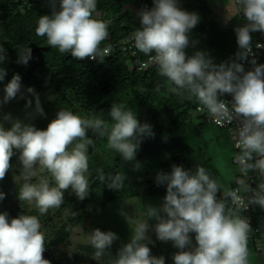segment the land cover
Returning <instances> with one entry per match:
<instances>
[{"label":"clouds","instance_id":"clouds-1","mask_svg":"<svg viewBox=\"0 0 264 264\" xmlns=\"http://www.w3.org/2000/svg\"><path fill=\"white\" fill-rule=\"evenodd\" d=\"M237 2L246 23L235 30L240 51L231 62L215 64L203 51L187 55L185 50L190 43L194 44L189 34L200 18L196 13L182 10L178 0H153L151 9H141L137 13L140 27L132 34V40L135 48L145 55L155 53L151 59L158 66L159 74L173 85L172 93L195 98L217 123L239 121L237 160L245 172H257L264 178V65L256 64L253 59V70L246 72L243 63L237 62L252 54L251 34L264 33V0ZM96 7V0H59L57 9L52 0L51 14L39 17L36 35L46 37L47 44L58 48L61 54L70 53L76 60H96L98 55L107 53V49L101 50L99 46L109 36L107 24L93 18ZM255 47L261 45L257 43ZM31 53V48L26 49L19 55L18 63L26 65ZM6 60V50L0 46V65ZM6 75V70L0 67V81ZM27 92L36 97L35 112L43 116L38 95L32 88ZM225 94L233 98L230 106L221 99ZM18 95L23 98L21 77L16 74L4 87L0 105ZM25 106L31 107L32 101ZM108 115L113 121L110 130L102 119H84L66 110L58 111L46 130L13 119L11 114L3 116L0 119V180L5 178L11 158L18 151L26 179L35 175L39 164L55 182V186H50L42 178L37 184L24 183L18 194L20 201L35 202L41 215L59 208L69 188L83 201L89 195L85 177L89 168L87 152L93 144L87 136L89 130L100 136L107 135L108 148L126 162L135 160L143 136L154 135L149 124H141L137 115L124 110L123 105H112ZM6 123L10 125L7 128ZM134 167L138 170L139 163ZM123 179L118 176L107 187L116 190L123 185ZM155 184L166 186L162 204L146 206L147 221H133L135 231L119 249L113 264H165L163 256L151 254L150 229L154 230L157 240L171 241L179 250L172 257L174 264H246L250 225L245 219L226 214L222 196L217 194L219 185L206 168L196 165L186 170L183 165L173 164L170 172H157ZM4 198L0 192V201ZM249 203L264 209V182L251 190ZM148 221L155 224L150 225ZM40 228L37 216L20 215L9 222L7 212L0 214V264H50L45 257V236ZM118 238L114 232L95 229L90 235L95 256L101 257Z\"/></svg>","mask_w":264,"mask_h":264},{"label":"trees","instance_id":"trees-1","mask_svg":"<svg viewBox=\"0 0 264 264\" xmlns=\"http://www.w3.org/2000/svg\"><path fill=\"white\" fill-rule=\"evenodd\" d=\"M119 1L96 0L93 18L95 14L101 13L103 16L99 20L107 24L109 32L108 38L99 46L101 50L114 48L119 40L140 27L131 13L124 9V5H118ZM133 1L148 3L153 7V0ZM208 3V0H178V6L182 10L196 13L200 18L198 25L189 34L190 41L194 44L190 43L185 51L188 56L196 51L206 52L215 64L231 62L240 51L235 30L246 21L238 5L237 13L225 25H220L213 18ZM55 4L58 9L59 0H55ZM51 11L52 0H0V46L7 53L6 62L0 65L7 72L4 80L0 81V100L4 96V87L16 74L21 77L23 93V98L18 95L7 103V107L0 109V119L11 114L13 119L31 124L39 130H46L58 111L66 110L84 119H102L110 130L113 121L108 112L111 106L123 105L124 110L137 115L141 124H149L154 135L143 136L135 160L126 162L119 153L108 148L107 135L100 136L89 130L87 136L93 140V144L89 146L87 156L89 166L96 172L87 178L89 195L81 201L71 189L67 190L64 192L62 205L49 209L44 215L39 213L35 202L29 204L20 201L19 190L24 183L37 184L42 178H48L50 186H55V182L49 179L51 176L46 169L39 173L35 170V175L28 179L27 174L20 176L17 151L11 158V167L5 178L0 180V192L5 195L0 201V214L7 212L9 222L20 215L37 216L41 224L40 231L45 236V249L49 254L50 264H113L119 249L130 239L114 241L101 257L95 256L96 249L93 246L80 243L63 260V253L60 252V261L56 249L69 242V229L95 216L110 203L129 196L138 197L143 193L164 198L166 186L155 184L157 172H170L173 164H182L183 158L193 152L181 137L176 136L178 131L194 118L199 120L196 129L201 131L207 124L205 119L209 113L195 98L188 99L187 94L181 96L172 93L170 89L173 85L159 74L157 65L143 72L137 70L135 62L147 61L155 55L154 52L145 55L136 49V56L132 57L115 48L111 55H98L96 60H76L70 53L61 54L58 48L47 44L46 37H39L35 32L39 17L50 15ZM251 35L253 56L237 61L243 63L246 72L253 70V59L258 65L264 64V33L254 32ZM257 43L261 45L260 48L255 47ZM28 48L32 50L31 59L26 65L18 63L19 55ZM28 88L34 89L38 95L43 116L35 112L36 97L27 92ZM29 100L32 101V106L26 108ZM198 108L203 109L201 113H198ZM9 126L8 123L5 124L6 128ZM73 146L74 144L69 147ZM136 163L140 165L138 170L134 167ZM118 176L124 178L123 185L116 190L108 188ZM220 200L225 204L226 214L237 210L230 206L228 197ZM238 213L239 218L245 219L244 214L240 211ZM251 220L249 234L257 241L264 235V215L261 212L253 215L252 211ZM150 249L153 255L152 247Z\"/></svg>","mask_w":264,"mask_h":264},{"label":"rangeland","instance_id":"rangeland-1","mask_svg":"<svg viewBox=\"0 0 264 264\" xmlns=\"http://www.w3.org/2000/svg\"><path fill=\"white\" fill-rule=\"evenodd\" d=\"M132 2L133 0H120L118 5L132 4ZM208 2L212 10L213 18L220 25H225L237 13V0H208ZM133 19L138 22L136 16H133ZM7 106V104H2L0 105V109ZM198 122L199 120L197 121L194 118L190 124L182 127L178 131V135H176L177 137H181L185 144L193 150L189 156L183 158L182 164L180 165H183L186 170L194 169L196 165L206 168L219 185L220 190L218 193L223 198H226L232 190L234 179L242 172L241 167L234 160L236 157L234 145L226 130L207 123L199 131L196 129ZM35 170L39 173L44 169L37 164ZM18 171L20 176L26 174L20 161H18ZM93 173L96 172L90 165L88 171L85 173L86 179ZM247 173H250V171ZM49 175L51 176L50 173ZM49 179L53 180L52 177H49ZM162 202L163 198L141 194L138 197L129 196L119 202L110 203L95 216L88 218L70 231L68 230L70 235L69 242L61 244L56 249L57 258L61 261L60 252L63 253L62 260L67 258L69 251L71 249L73 251L77 244L81 243L92 246L90 243V235L95 229H99L102 232H114L119 237L117 240L131 239L135 231L133 221H147L146 206H159ZM251 210L253 211V215H258L259 212L264 215V209L258 205H253ZM238 212L239 210H234L231 215L234 218H239ZM62 220L64 221L65 219L63 218ZM148 223L154 225L155 221H148ZM148 235L151 238V243L149 244L152 247L153 256H163L165 258V264H174L172 257L179 250L173 247L172 242H161L157 240L154 230L151 229ZM192 240L193 245H195L194 234H192ZM117 246L118 244L114 247ZM81 257L85 258L83 256ZM246 264H264V235L259 240L254 241L248 232Z\"/></svg>","mask_w":264,"mask_h":264},{"label":"built area","instance_id":"built-area-1","mask_svg":"<svg viewBox=\"0 0 264 264\" xmlns=\"http://www.w3.org/2000/svg\"><path fill=\"white\" fill-rule=\"evenodd\" d=\"M144 8L151 9L148 3L146 4L140 3V2L135 3L133 1L132 4L124 5V9L127 12H130L132 16H136L138 18V22H139V16L137 15V13L141 9H144ZM102 16L103 15L101 13L94 15V17L98 20L101 19ZM134 32L135 31L128 33L126 37H124L122 40H119V42L116 43L114 48H107L108 51L105 55H111L113 51L115 50V48H117L119 50L121 49V52H124V53L127 52L132 57H135L136 48L134 46V41L132 40V34ZM250 56H253V52ZM151 57H149L148 60L145 62L136 61L135 66L137 67V70L140 72H143V71H146L151 66H156V64L153 63ZM221 99L227 102L229 106L231 105V102L233 100L232 96L228 94H225L224 96H222ZM197 111H199L198 113L202 112L201 108H198ZM205 120L207 123L212 124L213 126L217 128L226 130L228 134L230 135L229 138H231V141L234 145V149L236 151V157L234 160H235V163L241 167L242 172L239 176H237L234 179V184L232 186V190L230 191L228 201L232 208H236L242 214H244L246 222L250 224L252 221L251 220V212H252L251 208L253 206V204L249 203V198L251 196V190L256 189L257 186L261 182H264V178H261L257 172H253V171H250V173L245 172L244 166L237 160L239 149L236 146L237 145L236 135H237V129L239 127V121L233 120L232 123H227V122L217 123L211 118L210 114L207 115ZM217 199H220L218 195H217Z\"/></svg>","mask_w":264,"mask_h":264},{"label":"bare ground","instance_id":"bare-ground-1","mask_svg":"<svg viewBox=\"0 0 264 264\" xmlns=\"http://www.w3.org/2000/svg\"><path fill=\"white\" fill-rule=\"evenodd\" d=\"M45 257H49V254L47 252L45 253ZM48 260H49V258H48Z\"/></svg>","mask_w":264,"mask_h":264},{"label":"water","instance_id":"water-1","mask_svg":"<svg viewBox=\"0 0 264 264\" xmlns=\"http://www.w3.org/2000/svg\"><path fill=\"white\" fill-rule=\"evenodd\" d=\"M263 65H264V64H263ZM48 258H49V257H47V259H46V260H48Z\"/></svg>","mask_w":264,"mask_h":264}]
</instances>
